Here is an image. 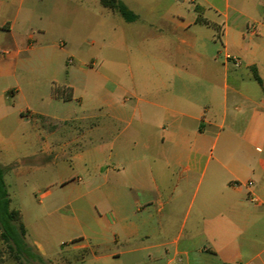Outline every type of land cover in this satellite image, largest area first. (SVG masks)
Returning a JSON list of instances; mask_svg holds the SVG:
<instances>
[{
	"label": "crops",
	"instance_id": "1",
	"mask_svg": "<svg viewBox=\"0 0 264 264\" xmlns=\"http://www.w3.org/2000/svg\"><path fill=\"white\" fill-rule=\"evenodd\" d=\"M118 1L133 21L98 0L123 24L163 28L131 36L133 64H103L105 72L94 73L104 86L100 102L59 120L85 124L57 145L64 156L76 145L74 166L88 151H107L90 177L107 187L106 212L92 222L114 228L112 240L81 236L65 263L264 264V0H225L218 20L193 0ZM0 7V34L11 32L8 6ZM110 32L112 50H120L125 36ZM64 89L55 97L82 106L77 92L91 88ZM114 133L124 137L116 146L104 140ZM81 249L89 261L75 255Z\"/></svg>",
	"mask_w": 264,
	"mask_h": 264
},
{
	"label": "rangeland",
	"instance_id": "2",
	"mask_svg": "<svg viewBox=\"0 0 264 264\" xmlns=\"http://www.w3.org/2000/svg\"><path fill=\"white\" fill-rule=\"evenodd\" d=\"M0 2L8 6L5 12L13 25L11 32L0 34V164L6 168L10 208L19 210L30 247L29 256L16 259L0 237V264H66L73 258L71 248L82 243L81 236H93L96 231L112 240L114 228L106 220L99 225L92 222L98 211L106 212L107 187L99 179L91 182L90 177L107 161V151H88L74 166L69 156L76 145L68 146L66 156L57 145L84 132L85 124L59 120L80 116L85 107L99 103L104 86L94 73H104L103 64L108 61L133 64L138 45L137 37H130L157 33L163 26L123 24L117 13L108 17L98 0ZM193 3L217 20L226 12L225 0H213L215 7L206 0ZM229 4L233 5L232 0ZM112 26L125 36L120 50H112ZM87 83L89 91L80 89ZM69 84L80 89L82 106L77 100L55 97ZM123 138L114 133L104 140L116 146ZM75 255L90 260L86 250ZM126 263L123 258L108 262Z\"/></svg>",
	"mask_w": 264,
	"mask_h": 264
},
{
	"label": "trees",
	"instance_id": "3",
	"mask_svg": "<svg viewBox=\"0 0 264 264\" xmlns=\"http://www.w3.org/2000/svg\"><path fill=\"white\" fill-rule=\"evenodd\" d=\"M103 7L117 11L127 22L133 21L136 17L125 5L118 0H100ZM254 77L259 81L254 73ZM6 168L0 164V237L7 245L10 253L17 259L21 256H29L30 247L25 241L26 230L21 221L19 210L10 208V197L7 192L4 174ZM40 259V257H39Z\"/></svg>",
	"mask_w": 264,
	"mask_h": 264
},
{
	"label": "built area",
	"instance_id": "4",
	"mask_svg": "<svg viewBox=\"0 0 264 264\" xmlns=\"http://www.w3.org/2000/svg\"><path fill=\"white\" fill-rule=\"evenodd\" d=\"M226 59L227 60H231L233 63H234V65H239L240 64V61H239V59L238 58H236V57H233V56H230V55H226ZM71 62V61H70ZM249 184H251L250 182H248V185Z\"/></svg>",
	"mask_w": 264,
	"mask_h": 264
}]
</instances>
